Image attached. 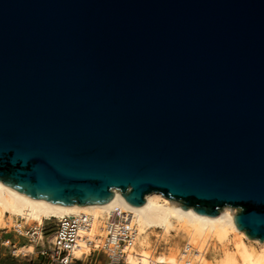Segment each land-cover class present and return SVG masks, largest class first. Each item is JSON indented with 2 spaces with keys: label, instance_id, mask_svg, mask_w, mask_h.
Listing matches in <instances>:
<instances>
[{
  "label": "water",
  "instance_id": "1",
  "mask_svg": "<svg viewBox=\"0 0 264 264\" xmlns=\"http://www.w3.org/2000/svg\"><path fill=\"white\" fill-rule=\"evenodd\" d=\"M0 182L264 241V0H0Z\"/></svg>",
  "mask_w": 264,
  "mask_h": 264
},
{
  "label": "bare ground",
  "instance_id": "2",
  "mask_svg": "<svg viewBox=\"0 0 264 264\" xmlns=\"http://www.w3.org/2000/svg\"><path fill=\"white\" fill-rule=\"evenodd\" d=\"M113 193V197L102 205L73 204L64 206L29 197L0 182V219L6 213L36 220L43 217L85 213L93 219L90 234H94L99 217L105 212L119 208L132 213L138 234L135 245L130 249L133 254L127 256L126 264H178L173 254L153 256L147 249L148 242L144 236L140 237L151 226L167 231L174 225L178 226V231L186 234L188 244L195 248L194 262L197 264L211 263L202 251L207 239L212 238L216 243H223L229 233L235 235L232 240V251H224L219 264H264V241L249 239L243 231L235 227L232 221L235 210L231 207L225 206L217 215L211 217L199 215L191 207L183 210L180 208L179 202L156 192L146 194L145 201L140 206L128 204L116 190ZM54 237L53 232L48 235L40 234L32 245H27L22 250L33 251L39 248H50ZM253 243H256L258 248L253 246ZM79 256L80 250L72 252V259H77Z\"/></svg>",
  "mask_w": 264,
  "mask_h": 264
},
{
  "label": "built area",
  "instance_id": "3",
  "mask_svg": "<svg viewBox=\"0 0 264 264\" xmlns=\"http://www.w3.org/2000/svg\"><path fill=\"white\" fill-rule=\"evenodd\" d=\"M92 221L85 213L43 217L32 223L23 217L7 215L0 226V264L6 256L34 254L39 264H73L88 256H93L88 264H126L138 236L132 213L119 208L103 213L94 234H90ZM52 232L55 237L50 248L22 250L27 244L32 245L40 234ZM74 250H80L77 259H72ZM195 253V248L186 241L178 254V264H197Z\"/></svg>",
  "mask_w": 264,
  "mask_h": 264
},
{
  "label": "rangeland",
  "instance_id": "4",
  "mask_svg": "<svg viewBox=\"0 0 264 264\" xmlns=\"http://www.w3.org/2000/svg\"><path fill=\"white\" fill-rule=\"evenodd\" d=\"M7 215L9 217L14 216L6 213L0 219V226L2 225L3 219H5ZM23 218H25L28 223H32L34 220H36V219H29L27 217H23ZM41 219L42 218H40L37 221H40ZM177 227L178 226L174 225L173 228H169L167 231H164L163 228L151 226L147 228L146 232L144 234H141L140 237L144 236V238L148 242L147 249L150 250L153 256H157V255L167 256L173 254L175 255V258L177 260L181 248L183 247L184 243L188 241L186 234L180 230L178 231ZM234 236L235 235L233 233H229L226 240H224L223 243H216L212 238L206 240L205 244L203 245L202 251L204 256L209 261H211L210 264H219L223 252L232 251V240L234 239ZM20 241L22 240L20 239ZM252 245L258 248V245L256 243H253ZM92 259L93 256H88L86 257V259L82 258L81 260L73 264H88V262ZM1 263L2 264H39V261L34 254L28 256L19 255L17 257L6 256L1 258Z\"/></svg>",
  "mask_w": 264,
  "mask_h": 264
}]
</instances>
